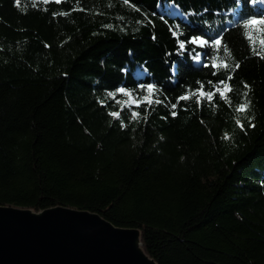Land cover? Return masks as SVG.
Returning <instances> with one entry per match:
<instances>
[{
  "label": "trees",
  "instance_id": "16d2710c",
  "mask_svg": "<svg viewBox=\"0 0 264 264\" xmlns=\"http://www.w3.org/2000/svg\"><path fill=\"white\" fill-rule=\"evenodd\" d=\"M249 20L264 0H0V205L98 213L156 264H264Z\"/></svg>",
  "mask_w": 264,
  "mask_h": 264
},
{
  "label": "water",
  "instance_id": "95a60500",
  "mask_svg": "<svg viewBox=\"0 0 264 264\" xmlns=\"http://www.w3.org/2000/svg\"><path fill=\"white\" fill-rule=\"evenodd\" d=\"M0 264H156L136 228L95 212L57 205H0Z\"/></svg>",
  "mask_w": 264,
  "mask_h": 264
},
{
  "label": "snow or ice",
  "instance_id": "6c2138e0",
  "mask_svg": "<svg viewBox=\"0 0 264 264\" xmlns=\"http://www.w3.org/2000/svg\"><path fill=\"white\" fill-rule=\"evenodd\" d=\"M253 25H264V20H249V21H247L245 26L246 27H250V26H253ZM216 43L219 44L220 41H216ZM261 43H264V41H261ZM240 110H243V106H242V108Z\"/></svg>",
  "mask_w": 264,
  "mask_h": 264
},
{
  "label": "rangeland",
  "instance_id": "374dc122",
  "mask_svg": "<svg viewBox=\"0 0 264 264\" xmlns=\"http://www.w3.org/2000/svg\"><path fill=\"white\" fill-rule=\"evenodd\" d=\"M128 103H134V99L132 97H128Z\"/></svg>",
  "mask_w": 264,
  "mask_h": 264
}]
</instances>
